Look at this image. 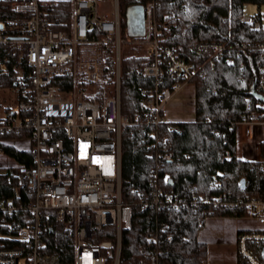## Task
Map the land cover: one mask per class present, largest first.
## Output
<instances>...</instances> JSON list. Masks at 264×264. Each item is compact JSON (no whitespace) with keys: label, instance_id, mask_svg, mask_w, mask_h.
Masks as SVG:
<instances>
[{"label":"built area","instance_id":"2783aa9c","mask_svg":"<svg viewBox=\"0 0 264 264\" xmlns=\"http://www.w3.org/2000/svg\"><path fill=\"white\" fill-rule=\"evenodd\" d=\"M5 1L22 16L0 19V44L26 46L30 74L18 80L16 102L0 115V133L25 132L16 140L30 150L33 164L18 163L6 171L18 185L15 196L0 198V264H121L123 234L133 227L136 207L157 214L149 239L159 247L173 239L169 222L160 215L188 204L212 207V212L232 209L256 221L258 227L238 231V253L247 264H264V195L230 192L221 169L212 174V195L188 200L166 189V164L177 154L160 133L161 124L169 122L168 102L191 79L218 60L234 63L244 50L252 52L256 88L264 95V40L200 41L195 49L208 57L196 65L161 40L157 0L134 2L145 6L142 36L129 34L119 0H114L112 15L101 11L102 0ZM65 1L72 12L62 21L65 28H56L50 13ZM240 19L253 31H264L263 8ZM132 43L141 44L147 58L139 69L147 84L139 85L138 92L153 141L145 189L131 186L130 195L136 198L127 199L123 132L134 121L123 111L122 60L124 48ZM258 106L264 112V102ZM240 124L247 138L238 143L236 156L259 163L264 171V117L244 116L235 126ZM255 127L261 130L258 141L252 139ZM0 152L6 153L3 144ZM226 156L235 157L230 149ZM241 180L245 191L250 181ZM48 221L68 234L66 260L50 251L47 231L53 233L55 226ZM152 264H161L160 249Z\"/></svg>","mask_w":264,"mask_h":264},{"label":"trees","instance_id":"16d2710c","mask_svg":"<svg viewBox=\"0 0 264 264\" xmlns=\"http://www.w3.org/2000/svg\"><path fill=\"white\" fill-rule=\"evenodd\" d=\"M148 1L143 0V3ZM157 1L156 15L161 26V40L196 65L208 57V53L199 54L196 51V44L200 41L243 43L264 40V31H253L240 19L245 14L247 4H256L259 11L264 6V0ZM134 2L119 0L124 21L127 7ZM71 12L69 1L54 7L50 14L55 27L65 28L62 21ZM20 16L22 14L16 12L10 3L0 0V19ZM146 62L147 58L144 60L137 56H127L122 61L123 111L134 121L123 132V191L127 199L136 198L130 195L131 186L145 189L151 167L149 144L153 140L148 135L151 127L143 122L138 92L139 85L147 82L139 72ZM0 63H6L8 67L7 73L0 74V88L15 87L20 78H27L30 74L26 46L0 44ZM254 63L252 52L247 49L236 56L234 63L218 60L214 67L206 65L184 86L194 83L195 118L169 121L160 126L163 141H168L177 154L175 161L166 164V172L170 175L166 189L174 190L188 200L200 194L212 195V174L221 169L225 172L226 187L230 192L264 195V171L261 165L236 156L238 127L235 123L244 116L264 117L263 110L258 106L262 101L251 94L252 84L257 79ZM24 135L25 132L0 133V144L18 163L32 165L30 150L11 143ZM261 148L263 152V143ZM227 149L235 157L229 159L226 156ZM242 178L250 181L245 191L240 186ZM17 185L15 177L0 170V198L15 196ZM211 208L188 204L180 210L164 211L160 217L169 222L173 239L158 247L149 239L157 214L136 207L133 227L123 234L121 264H152L156 249H160L161 264H207L208 245L200 238L205 219L212 214L238 213L232 209H216L212 212ZM48 223L55 226L53 233L47 231L50 251L66 260L64 252L68 247V234L55 221ZM239 264L247 263L244 260Z\"/></svg>","mask_w":264,"mask_h":264},{"label":"rangeland","instance_id":"374dc122","mask_svg":"<svg viewBox=\"0 0 264 264\" xmlns=\"http://www.w3.org/2000/svg\"><path fill=\"white\" fill-rule=\"evenodd\" d=\"M115 7L114 0H102L100 8L103 13L112 15ZM264 9V6H263ZM258 11L256 4L249 3L245 6V14H253ZM127 56H137L146 60L145 50L141 44L132 43L126 46L123 50V59ZM123 61V60H122ZM2 64L0 63V74L8 72V67L5 64L6 72H3ZM142 67V66H141ZM140 67V68H141ZM139 68V69H140ZM195 96L194 83H189L176 96H174L167 104L166 118L171 121L188 120L195 118L194 98ZM18 98V87H1L0 88V115H4L5 108L16 102ZM14 105V104H13ZM194 116V117H193ZM245 125L240 124L237 128V139L240 144L245 138ZM10 141V140H9ZM8 142V141H7ZM16 146L22 147V141H12ZM23 148H26L24 145ZM239 157L243 154L239 151ZM18 162L9 154L0 152V170L2 172L10 171L16 167ZM259 225L256 221L244 216L243 214H212L205 219V222L200 230V238L207 242L208 259L207 264H238L244 261L238 253L237 245V228L251 229Z\"/></svg>","mask_w":264,"mask_h":264},{"label":"water","instance_id":"95a60500","mask_svg":"<svg viewBox=\"0 0 264 264\" xmlns=\"http://www.w3.org/2000/svg\"><path fill=\"white\" fill-rule=\"evenodd\" d=\"M125 17L130 35L132 36L145 35L146 11L144 4L133 3L129 5L125 11ZM256 86H257V81L255 79L251 87V94L264 102V95L257 90ZM241 182L244 183L245 178H242ZM50 230H53V227H50Z\"/></svg>","mask_w":264,"mask_h":264},{"label":"crops","instance_id":"0c3cea01","mask_svg":"<svg viewBox=\"0 0 264 264\" xmlns=\"http://www.w3.org/2000/svg\"><path fill=\"white\" fill-rule=\"evenodd\" d=\"M183 88H184V87H183ZM183 88H182V89H183ZM182 89H181V90H182ZM181 90H180V91H181ZM180 91H179V92H180ZM179 92H178V93H179ZM178 93H177V94H178ZM177 94H176V95H177ZM176 95H175V96H176ZM189 95H190V94H189ZM191 97H193V98L195 99V96H194V95H190L189 98H191ZM14 103H15V102H13L11 105H8V106L5 108V111H6L7 109H9L11 106H13ZM194 112H195V111H194ZM194 115H195V114H194ZM165 117H166V112H165ZM193 117H194V116H193ZM167 120L171 121V120L168 119V118H167ZM189 120H192V119L189 118L188 120H177V121H189ZM246 138H247V137H246V135H245V138H244L242 141L246 140ZM252 139L255 140V141H258L259 139H261V130H260L259 127H255V129H254V133H253V135H252ZM242 229H243V228H240V227L237 228L238 231H239V230H242ZM236 239H237V238H236ZM238 264H239V263H238Z\"/></svg>","mask_w":264,"mask_h":264}]
</instances>
